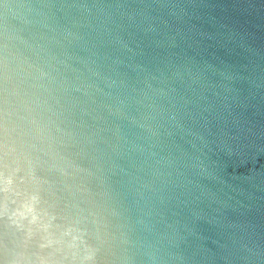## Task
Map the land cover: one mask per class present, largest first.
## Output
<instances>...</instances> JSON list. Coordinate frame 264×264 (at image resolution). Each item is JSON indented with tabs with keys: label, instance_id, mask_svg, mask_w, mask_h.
Returning a JSON list of instances; mask_svg holds the SVG:
<instances>
[{
	"label": "water",
	"instance_id": "1",
	"mask_svg": "<svg viewBox=\"0 0 264 264\" xmlns=\"http://www.w3.org/2000/svg\"><path fill=\"white\" fill-rule=\"evenodd\" d=\"M0 264H264V0H0Z\"/></svg>",
	"mask_w": 264,
	"mask_h": 264
}]
</instances>
